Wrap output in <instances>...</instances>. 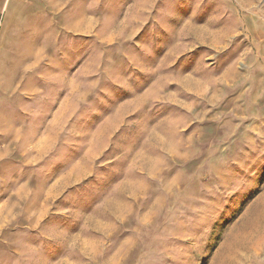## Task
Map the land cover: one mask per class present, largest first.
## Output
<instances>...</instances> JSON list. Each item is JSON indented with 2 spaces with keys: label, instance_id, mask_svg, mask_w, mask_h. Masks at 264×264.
Returning <instances> with one entry per match:
<instances>
[{
  "label": "rangeland",
  "instance_id": "374dc122",
  "mask_svg": "<svg viewBox=\"0 0 264 264\" xmlns=\"http://www.w3.org/2000/svg\"><path fill=\"white\" fill-rule=\"evenodd\" d=\"M8 74L0 264H264V0H9Z\"/></svg>",
  "mask_w": 264,
  "mask_h": 264
},
{
  "label": "crops",
  "instance_id": "0c3cea01",
  "mask_svg": "<svg viewBox=\"0 0 264 264\" xmlns=\"http://www.w3.org/2000/svg\"><path fill=\"white\" fill-rule=\"evenodd\" d=\"M3 1V4H0V17L2 12L4 11V9H6L7 7V3L9 2V0H1ZM26 2H41L44 3L45 1H50V0H25ZM49 17V14H48ZM45 23V22H44ZM48 34H49V30L46 28V26H40L39 28H37L36 31V38H37V43L38 42H46L48 41ZM35 41V42H36ZM33 61L32 59L30 60V63H27L28 65H32ZM13 80H15L10 74H8L6 77H1L0 76V86L5 88L8 86H12V83L14 82ZM6 90V89H4ZM7 91V90H6ZM6 93V92H5ZM18 105H19V101H18ZM19 107V106H18ZM18 107L15 109L16 113H17V109ZM22 110V108H21ZM23 111V110H22ZM17 116V114H16ZM17 125L18 122L14 121V115L12 114V112H10V114H3L0 113V172L3 173V175H7V177L11 176V169H12V163L9 160H6L4 158H2V146L3 145H11V144H17ZM3 168V170L1 169ZM7 172V173H6ZM6 173V174H5Z\"/></svg>",
  "mask_w": 264,
  "mask_h": 264
}]
</instances>
